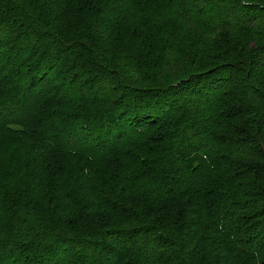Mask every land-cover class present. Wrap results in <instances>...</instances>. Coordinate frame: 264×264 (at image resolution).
Masks as SVG:
<instances>
[{
  "label": "trees",
  "instance_id": "trees-1",
  "mask_svg": "<svg viewBox=\"0 0 264 264\" xmlns=\"http://www.w3.org/2000/svg\"><path fill=\"white\" fill-rule=\"evenodd\" d=\"M0 264H264V0H0Z\"/></svg>",
  "mask_w": 264,
  "mask_h": 264
}]
</instances>
